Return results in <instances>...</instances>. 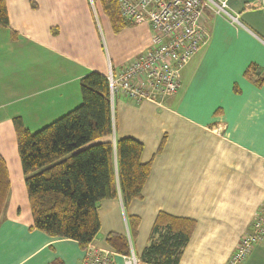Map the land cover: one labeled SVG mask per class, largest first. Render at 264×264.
Masks as SVG:
<instances>
[{"label":"crops","instance_id":"0c3cea01","mask_svg":"<svg viewBox=\"0 0 264 264\" xmlns=\"http://www.w3.org/2000/svg\"><path fill=\"white\" fill-rule=\"evenodd\" d=\"M5 1L0 156L10 192L0 220V264H81L85 250L78 242L33 228L14 119L37 132L75 110L81 80L92 72L107 77L110 66L119 70L146 53L152 29L139 24L116 33L96 0ZM217 1L226 13L204 12L209 41L183 69L176 95L116 99L115 139L143 144L141 162L150 175L141 199L125 206L119 191L99 203L100 231L89 246L115 251L107 239L118 234L141 258L165 213L195 222L180 264H227L264 204L262 0ZM124 38L132 41L122 46ZM114 257L126 264L121 254ZM244 264H264V246Z\"/></svg>","mask_w":264,"mask_h":264},{"label":"trees","instance_id":"16d2710c","mask_svg":"<svg viewBox=\"0 0 264 264\" xmlns=\"http://www.w3.org/2000/svg\"><path fill=\"white\" fill-rule=\"evenodd\" d=\"M104 15L118 33L132 26L122 18L117 0H100ZM9 26L5 0H0V27ZM107 77L92 72L81 80L82 104L37 132L14 119L18 152L33 217V228L51 237L74 240L86 250L100 231L98 205L118 197L124 205L142 198L150 165L141 162L143 144L115 139ZM10 192L5 160L0 156V220ZM138 220H131V229ZM195 222L161 213L148 247L139 258L145 264H180ZM107 242L124 256L129 241L111 234Z\"/></svg>","mask_w":264,"mask_h":264},{"label":"built area","instance_id":"2783aa9c","mask_svg":"<svg viewBox=\"0 0 264 264\" xmlns=\"http://www.w3.org/2000/svg\"><path fill=\"white\" fill-rule=\"evenodd\" d=\"M121 16L133 25L152 29L151 47L123 68L109 67L107 80L113 125L118 96L135 103L158 102L176 95L182 86V71L209 41L204 12L214 7L226 13L217 0H117ZM260 9L264 13V0ZM237 21V20H235ZM257 246H264V204L256 212L249 230L241 238L227 264H244ZM118 253L88 246L81 264H116ZM126 264H140L131 251L122 255Z\"/></svg>","mask_w":264,"mask_h":264},{"label":"rangeland","instance_id":"374dc122","mask_svg":"<svg viewBox=\"0 0 264 264\" xmlns=\"http://www.w3.org/2000/svg\"><path fill=\"white\" fill-rule=\"evenodd\" d=\"M95 3V1H93ZM96 3H98L97 5L100 6V0H96ZM99 10V9H98ZM104 14V13H103ZM105 17H107L106 15H104ZM112 26V25H111ZM132 41V38H124L122 40V46L128 42Z\"/></svg>","mask_w":264,"mask_h":264}]
</instances>
